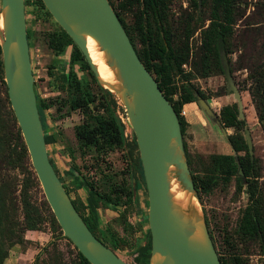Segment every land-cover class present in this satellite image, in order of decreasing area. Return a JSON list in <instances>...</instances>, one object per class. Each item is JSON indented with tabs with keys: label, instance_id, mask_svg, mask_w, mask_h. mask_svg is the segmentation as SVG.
Listing matches in <instances>:
<instances>
[{
	"label": "rangeland",
	"instance_id": "rangeland-1",
	"mask_svg": "<svg viewBox=\"0 0 264 264\" xmlns=\"http://www.w3.org/2000/svg\"><path fill=\"white\" fill-rule=\"evenodd\" d=\"M110 2L120 14L134 40L136 50L141 52L143 46L139 41L138 26L142 6L125 5V0H110ZM241 2L238 10L242 16L236 17L233 37L230 40L231 53L226 55V62L241 97L243 117L239 119L244 120L245 124L240 128V132L245 140L246 131L250 137L253 158H257L254 171L257 173L256 184L264 200V132L258 123L249 95L250 81L247 79L246 69L255 62H264V0H241ZM24 10L34 83L38 97L45 104V108L41 111V123L45 134L53 137V142L47 145L53 168L80 215L93 228L95 235L109 246L111 245L109 238L115 240L114 253L127 264H141L137 260V250L144 243L148 227L145 206L147 193L143 179L133 174L126 150L122 145H107L99 135L96 143L84 145L79 143L75 136V128L79 125H84L89 130L98 126L103 120H113L120 126L122 138L130 142L133 132L124 108L119 102L115 110L106 105L100 87L91 71L86 68L84 60L75 57L78 50L75 44L67 47L64 54L55 56L49 47V38L60 32L61 27L44 5L41 6L38 0H24ZM164 16V24L171 32L175 48H179L185 41L184 29L188 28L191 32L188 39L189 60L182 68L184 74L206 97V99L201 97L206 107L219 116L223 107L237 105L233 92L228 89L224 71L222 73L212 68L206 77L201 75V34L209 25L211 0L205 2L167 0ZM150 22L155 31L154 21L150 20ZM247 28H252V32L247 31L249 30ZM174 82L179 86L182 77L174 76ZM173 100H177V95L173 96ZM75 102L79 103V107L72 109L71 104ZM205 129L199 137L200 140H195L189 125L185 128L184 134L190 171L201 182H207L213 176L211 155L226 153V150H221L223 139L226 134L234 133L232 128L226 131L223 127L220 130L218 126L210 124L206 125ZM9 134L8 123L0 112V162L2 155L8 154L13 149V142H6V137H10ZM3 139L7 145L11 144L9 148L4 145L5 143L3 144ZM226 146L229 148L228 145ZM229 154L233 155V152ZM12 164L8 166L5 162L0 163L2 175L6 173L15 178L18 184L16 195L26 189L30 198L39 203L40 194L28 188L26 175L18 163L14 169ZM138 174H141V171ZM77 181L84 187H80ZM134 183L136 191L129 198ZM247 187L245 179L239 181L232 176L229 180H224L219 177L209 192H200L199 199L217 253L225 255L238 253L240 255L238 264H264V248L261 243L244 237L239 229L249 205ZM88 189H92L98 196L96 226L85 205ZM13 215L20 219V208L17 207ZM102 232L108 235L104 237ZM33 233L38 234L39 239L32 235ZM8 236L9 232L0 230V263L2 261L4 263L5 257L10 255L14 247L20 248L21 251L31 249L34 252L33 264H47L56 254H60L66 263L76 259L77 251L74 246L62 234L53 232L48 221H45L41 231H24L21 234L25 240L23 245L14 244L15 239L8 241ZM44 248L47 250L45 251Z\"/></svg>",
	"mask_w": 264,
	"mask_h": 264
},
{
	"label": "water",
	"instance_id": "water-1",
	"mask_svg": "<svg viewBox=\"0 0 264 264\" xmlns=\"http://www.w3.org/2000/svg\"><path fill=\"white\" fill-rule=\"evenodd\" d=\"M41 1L81 52L99 87L124 108L135 136L147 193V225L151 236L148 264H221L187 164L177 115L138 58L109 1ZM0 19V50L10 108L43 198L62 235L89 264H127L89 230L50 162L36 102L24 0H1ZM89 39L113 81L100 77L88 51ZM221 64L242 118L241 97L224 53ZM196 103L221 130L217 116L201 97ZM246 133V144L253 157V146ZM233 156L237 155L233 152ZM239 174L242 175L241 170Z\"/></svg>",
	"mask_w": 264,
	"mask_h": 264
},
{
	"label": "trees",
	"instance_id": "trees-1",
	"mask_svg": "<svg viewBox=\"0 0 264 264\" xmlns=\"http://www.w3.org/2000/svg\"><path fill=\"white\" fill-rule=\"evenodd\" d=\"M108 1L112 6L110 0ZM125 1V5L128 6H133L136 4H140L142 6L138 26V37L143 46L141 52L136 50L134 40L130 36L123 20L120 18V14L114 8L113 10L125 32L127 33L138 58L144 64L146 69L153 75L162 94L171 103L173 110L177 115L180 131L182 134L185 157L190 169V161L188 159L186 145L184 143V134L186 131L185 128L188 124L181 115V111L186 105L196 103L199 97L206 99L204 94L191 82L188 76L184 74L182 68V66L188 63L189 60L188 39L190 38L191 32L188 28L184 29L185 41L179 48H175L172 43L171 32L164 24L167 0ZM202 1L205 2L206 0ZM38 2L41 6H43L41 0H38ZM241 3V0H211V16L209 19V25L201 34L200 63L202 67V77L209 75L212 68H216L223 73L221 54L224 53L226 56L231 53L230 40L233 37V26L235 25L237 15L240 17L242 16L240 10H238ZM150 20H153L155 23V31ZM247 29H249L247 31L252 32V28ZM28 38L29 33L27 32V40ZM73 44L74 43L72 40L62 29L60 32L55 33L49 38V47L55 56L64 54L67 47ZM75 57L82 58L86 68L90 70L79 50L76 51ZM246 69L248 71L247 79L250 81V88L248 89L249 95L255 108L258 123L264 132V62H255L249 65ZM176 75L182 77V82L179 86H176L174 82V76ZM34 88L36 93L37 108L41 119V111L45 108V104L38 97L35 83ZM100 90L107 102L106 105H109L112 110H115L117 108V99L109 92H105L101 88ZM174 95H177L176 101L173 100ZM71 107L72 109H76L79 107V103H72ZM0 112H2L5 121L8 123L10 137H6V142H13V149L10 150L8 154L3 153L4 155H2L1 162H5V164L9 166L13 161V169L18 163L19 167L26 175L28 188H30L34 193L40 194L41 196L39 203H37L30 198L26 189L23 192H20L19 195H16L18 184L16 183L15 178H12L6 173L5 175H2V172L0 171V230L3 232H9L7 240L12 241L15 239L14 244L19 245H23L25 243L23 236H21L24 231H41L45 221L50 223L51 230L53 232H57L59 235H61L62 232L45 199L43 198L40 186L32 170L20 130L10 108L6 85L4 82L1 50ZM219 116L220 122L224 128L234 129V133L227 136V139L232 151L237 156L235 158L233 155H211L213 176L207 182H201L190 171L194 187L197 190L199 196L200 192H209L214 187L219 177L224 178V180H229V178L232 176H235L239 181L245 179L248 186L247 194L249 198V205L244 212L242 223L239 229L244 237L258 240L261 243V246L264 248V200L262 194L257 188V173L254 172L255 166L257 164V158L251 157L244 135L240 132V128L243 127L245 123L244 120L239 119L237 105L234 104L232 106L227 105L223 107ZM119 127L120 126L116 125L113 120H103L98 124V126H95L89 130L84 125L77 126L75 128V136L78 142L84 145L96 143L98 135L103 141H105L107 145H122L126 150V154L132 166L133 174L143 179L142 167L139 160L135 136L133 134L132 140L130 142L125 141L120 134ZM44 140L47 146L53 142V137L47 136L45 134ZM4 143L5 141L3 144ZM4 145L9 148L11 144L7 145L5 143ZM238 168H240L242 175L239 174ZM140 171L141 174H138ZM57 176L59 177L58 174ZM77 184L80 185V187H84V185L80 184L78 181ZM63 187L68 194L64 185ZM135 191L136 184L134 183L133 188L129 192V198ZM96 197H98L96 192H94L92 189L87 190L85 205L91 213L94 226L97 225ZM73 205L79 213L76 205L74 203ZM145 206L147 209V201H145ZM17 207L18 209L20 208V219H17L16 216L13 215L15 214ZM80 216L93 235L114 252L116 248L115 240L109 238V241L111 242V245L109 246L103 239H100L95 235L93 228L89 225L86 219L82 215ZM102 235L106 237L108 234L106 232H102ZM44 250L46 251L47 248H44ZM137 251V260L140 261L141 264H148L151 255V236L148 227L145 232L144 243L138 248ZM217 254L221 264H238V259H240V255L238 253H233L232 255L220 253ZM6 258L7 257H5V259ZM0 264H3V261ZM47 264L89 263L77 251L76 259L72 262L66 263L62 260L60 254H56L51 257Z\"/></svg>",
	"mask_w": 264,
	"mask_h": 264
},
{
	"label": "crops",
	"instance_id": "crops-1",
	"mask_svg": "<svg viewBox=\"0 0 264 264\" xmlns=\"http://www.w3.org/2000/svg\"><path fill=\"white\" fill-rule=\"evenodd\" d=\"M181 115L184 117L185 121L189 125L191 129L190 131L191 133L194 134L195 140H200L199 137L204 133L203 130H206L205 129L206 125L210 124L211 126L214 125L217 127V125L213 123L212 120L198 107L197 103H191L186 105L182 109ZM219 117L220 116H217L220 122ZM224 129L228 131L230 128L228 129L224 128ZM226 136H228V134H226ZM223 140H224V144L222 145L221 150L223 151L226 150V153H221L218 155H231L229 154L232 152L231 147L229 146L227 141H225L226 138H224ZM226 145H228L230 149L227 148ZM32 235H35V237L37 236V238L39 239L38 234L33 233ZM33 253L34 252H32L31 249H26L25 251H21L20 248L14 247L11 250L10 255L5 259L3 264H33V256H34Z\"/></svg>",
	"mask_w": 264,
	"mask_h": 264
},
{
	"label": "bare ground",
	"instance_id": "bare-ground-1",
	"mask_svg": "<svg viewBox=\"0 0 264 264\" xmlns=\"http://www.w3.org/2000/svg\"><path fill=\"white\" fill-rule=\"evenodd\" d=\"M0 27H1V19H0ZM87 47L91 59L98 66V72L101 78L107 81H113V76L111 72L108 70L107 66L101 61L100 54L96 51L94 42L89 39L87 42Z\"/></svg>",
	"mask_w": 264,
	"mask_h": 264
},
{
	"label": "flooded vegetation",
	"instance_id": "flooded-vegetation-1",
	"mask_svg": "<svg viewBox=\"0 0 264 264\" xmlns=\"http://www.w3.org/2000/svg\"><path fill=\"white\" fill-rule=\"evenodd\" d=\"M28 46H29V44H28ZM229 135H231V134H228V136ZM228 143V142H227ZM230 146V145H229ZM232 150V149H231ZM233 152V151H232ZM213 155H218V154H213ZM189 167V166H188ZM190 170V169H189ZM204 217H205V215H204ZM206 226H207V224H206ZM211 238V237H210Z\"/></svg>",
	"mask_w": 264,
	"mask_h": 264
}]
</instances>
